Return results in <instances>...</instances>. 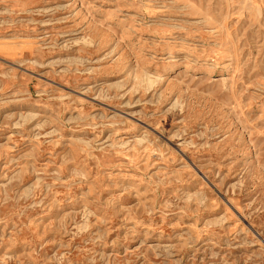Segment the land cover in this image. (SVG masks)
<instances>
[{
  "label": "rangeland",
  "instance_id": "374dc122",
  "mask_svg": "<svg viewBox=\"0 0 264 264\" xmlns=\"http://www.w3.org/2000/svg\"><path fill=\"white\" fill-rule=\"evenodd\" d=\"M0 264H264V0H0Z\"/></svg>",
  "mask_w": 264,
  "mask_h": 264
}]
</instances>
